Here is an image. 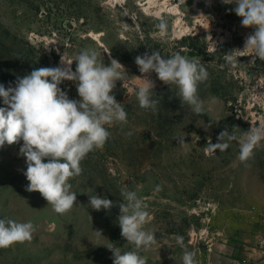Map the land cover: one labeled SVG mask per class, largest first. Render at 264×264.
Returning <instances> with one entry per match:
<instances>
[{
    "label": "rangeland",
    "instance_id": "rangeland-1",
    "mask_svg": "<svg viewBox=\"0 0 264 264\" xmlns=\"http://www.w3.org/2000/svg\"><path fill=\"white\" fill-rule=\"evenodd\" d=\"M235 6L222 0H0V84L6 88L84 49L96 51L105 65L110 57L118 60L127 73L113 90L127 124L106 126L111 136L103 149L81 162L82 174L69 181L77 201L67 213H55L39 192L26 190L22 141L0 148V219L36 228L30 242L0 249V264H113L105 246L133 247L117 221L125 187L148 206L145 227L157 243L140 253L147 264H182L176 235L196 252L198 264H264V141L247 164L238 159L236 141L224 152L205 151L225 129L239 136L264 123V61L253 64L250 53L239 51L254 29L241 25ZM161 19L166 34L156 28ZM152 50L201 60L209 73L198 88L203 114L182 106L176 86L155 73L149 78L160 103L155 111L139 106L143 80L135 57ZM228 54L240 63L229 64ZM71 67L75 71V61ZM59 86L80 99L74 82ZM95 194L114 206L92 209L88 196Z\"/></svg>",
    "mask_w": 264,
    "mask_h": 264
},
{
    "label": "clouds",
    "instance_id": "clouds-1",
    "mask_svg": "<svg viewBox=\"0 0 264 264\" xmlns=\"http://www.w3.org/2000/svg\"><path fill=\"white\" fill-rule=\"evenodd\" d=\"M210 2V0H209ZM224 4H235L232 11L241 18V25L253 28L244 41L241 53H250L251 63L264 61V0H222ZM156 28L167 33V22L159 21ZM226 61L235 66L238 57L226 55ZM76 62L75 71L72 63ZM135 63L142 74L143 83L136 90L139 106L155 111L160 101L153 98L155 82L149 77L155 73L165 84L177 88L181 105L187 104L194 114L205 112V103L198 94L199 85L206 82L209 73L199 58H188L179 51L163 56L152 50L135 57ZM61 66L41 67L23 77H17L15 85L7 88L0 84V148L22 141L19 155L25 158L26 171L23 175L29 182L26 190L39 192L52 206L55 213L63 215L76 204L77 195L71 191L70 179L82 174L81 162L95 150L103 149L111 136L108 127L127 124V113L122 103L113 95L117 81H123L127 74L118 60L110 57L105 65L98 60L94 50L84 49L74 60L61 57ZM50 78V80H49ZM72 81L80 99H70L59 85ZM185 144L183 136L177 137ZM229 141L239 145L238 159L241 163L254 158L255 150L264 141V123L251 126L239 136L235 131H221L217 143L206 144V153L224 152ZM47 161V162H45ZM161 186H156L160 191ZM123 203L119 204L117 218L121 236L133 246L122 251L114 243L105 246L112 253L113 264H147L140 253L157 243L155 232L146 229L149 212L147 204L135 191L121 188ZM89 205L96 211L110 210L114 203L97 194L88 196ZM36 228L31 221L17 222L9 218L0 219V249H7L20 243L30 242ZM102 235L100 231H95ZM176 244L183 249L182 264H198L196 252L188 251L184 238L176 235Z\"/></svg>",
    "mask_w": 264,
    "mask_h": 264
},
{
    "label": "crops",
    "instance_id": "crops-1",
    "mask_svg": "<svg viewBox=\"0 0 264 264\" xmlns=\"http://www.w3.org/2000/svg\"><path fill=\"white\" fill-rule=\"evenodd\" d=\"M251 264H254V262H253V263H251Z\"/></svg>",
    "mask_w": 264,
    "mask_h": 264
}]
</instances>
